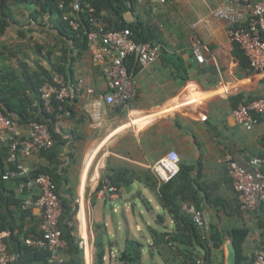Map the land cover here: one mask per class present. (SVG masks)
<instances>
[{"label": "crops", "instance_id": "0c3cea01", "mask_svg": "<svg viewBox=\"0 0 264 264\" xmlns=\"http://www.w3.org/2000/svg\"><path fill=\"white\" fill-rule=\"evenodd\" d=\"M220 2L136 0L134 9L126 12L124 18L128 21L138 18L150 27L152 39L162 48L155 61L137 69L135 95L125 106L112 107L104 102L95 105L94 98L107 90L101 65L92 59L87 49L80 54L72 52V77L82 78L85 86L94 89V94L83 93L66 101V108L56 113L54 122L55 130L64 139L58 153V169L63 178L60 192L73 208L76 207L72 219L61 222L64 264L120 263V253L128 241L137 239L126 236L118 245L109 237V219L99 200L121 199L125 194L124 184L113 197L98 195L96 188L100 182L107 181L112 169L129 168L153 174L150 165L170 149L179 153L180 162L194 166V173L208 190L209 201L203 203L209 221L223 233L232 227L248 229L241 245L243 260L240 264H251L256 251L263 247L264 208L258 206L247 211L236 208L237 199L223 160L228 151L248 169H252L253 157L264 161L261 126L245 129L231 115L237 104L261 94L263 79L249 67L243 52L240 56L234 52L230 24L212 14V9ZM8 29L9 26L0 34V65L17 66L15 62L9 63L5 52ZM49 30L54 34V30ZM192 31L203 42L204 61L201 63L190 51ZM60 46L71 47L68 41L61 43L50 60L37 56L35 61L50 69L61 54ZM25 161L34 167L49 163L39 153L25 157ZM128 183L132 185L129 196L141 193L148 203L147 208L150 211L161 208L165 224L169 228L173 226L171 216L159 204L151 188L139 180ZM85 211L89 216L87 220ZM31 214L33 217L23 220L16 217L15 222L20 227H14L12 234H8V248L14 253L21 254L24 237L37 231L36 210L31 209ZM84 228L87 248L79 244ZM222 239L221 247L212 253V264L219 261L226 264V245L231 239L226 234ZM97 241L102 242V249L96 245ZM147 246L152 256L147 264H158L155 253L163 264H177L176 259L171 260L170 256L165 260L156 251L152 238ZM101 250L103 254L98 262L97 254ZM143 251L142 247V263ZM28 264L44 263L37 259Z\"/></svg>", "mask_w": 264, "mask_h": 264}, {"label": "built area", "instance_id": "2783aa9c", "mask_svg": "<svg viewBox=\"0 0 264 264\" xmlns=\"http://www.w3.org/2000/svg\"><path fill=\"white\" fill-rule=\"evenodd\" d=\"M66 0H58L63 9ZM164 1V0H161ZM81 5L78 0H70L69 9L62 13V19L74 31L81 29ZM90 23L84 31L87 50L96 63H100L107 85L104 93L94 98L95 105L101 102L112 106H125L135 95L137 70L155 61L161 52V44L154 40L136 41L129 27L105 29L94 16V9H87ZM212 14L230 24V40L236 43L247 58L251 69L261 74L262 91L259 96L246 103H239L231 110L234 121L245 129L260 125L264 140V0H221L212 9ZM45 19L48 13L43 15ZM194 27V23L191 25ZM190 51L194 59L204 61L203 42L192 31L189 35ZM128 61L132 65L128 66ZM83 93L94 94L82 78H66L62 73L54 72L39 89V99L47 112H56L61 102L74 99ZM0 144L7 147L6 160L14 165L2 175L3 179L22 177L15 187L17 193L27 192L21 201L22 209H35L39 218L37 231L24 237V243L30 247L44 248L49 252V264H64L62 249L65 242L59 226L62 203L56 185L47 173L33 174L35 167L25 161L53 144L48 123L38 120L18 121L4 114L0 109ZM227 175L237 199L240 210H252L258 206L264 208V161L259 157L250 160L252 169L239 164L226 151L223 155ZM179 153L170 149L150 165L151 172L158 182H167L179 172ZM100 196H114L117 190L104 182L97 190ZM81 203V198L77 201ZM183 209L190 214L199 229L202 238L212 245L209 236V217L202 205L185 203ZM79 244L87 248L86 230ZM9 231L0 229V264H20V254L8 248ZM197 263L200 259L196 260ZM186 264H193L188 262ZM251 264H264V246L256 251Z\"/></svg>", "mask_w": 264, "mask_h": 264}, {"label": "trees", "instance_id": "16d2710c", "mask_svg": "<svg viewBox=\"0 0 264 264\" xmlns=\"http://www.w3.org/2000/svg\"><path fill=\"white\" fill-rule=\"evenodd\" d=\"M81 5V29L80 31L72 30L67 22L62 19V13L69 9L70 0L65 1V7H58V0H0V34H3L7 27L11 24H19L14 16L13 6H25L31 9L29 16L30 22L40 24L39 19L43 18L45 13L49 14L48 30H54V36L60 43L71 45L68 48L59 47L61 54L58 60L52 62L51 68L47 69L43 64L35 61V65L29 66L28 62L19 60L17 66L11 64L0 65V109L11 118L18 121H28L31 119L47 122L53 137V144L39 152L49 163L40 164L35 167L33 174L47 173L51 176L56 185V190L60 195L62 203V212L59 217V226L61 222L72 219L76 212L70 201L62 196L60 192L62 174L58 169L59 158L58 153L64 142L61 134L55 130L54 122L56 113L61 112L63 107L66 108V101L61 102V109L54 112H47L42 107L39 99V89L45 80L50 79L54 72L62 73L66 78L72 77V61L73 51L80 54L81 51L87 49L84 31L89 28L90 23L87 18V9H94L95 18L101 22L105 29H120L129 27L133 32L136 41L153 40L150 27H147L141 20L135 18L128 21L124 18V14L134 9L136 0H78ZM19 35H23L18 30ZM234 52L241 55L243 52L240 47L233 43ZM52 45L47 52H43L44 45H36V51L43 52V58L50 60L54 47ZM14 52H12L13 54ZM11 54V53H10ZM42 54V55H43ZM130 67L132 63L127 62ZM138 67L135 66V70ZM184 78L185 75L181 74ZM239 99V97H237ZM7 147L0 145V229L8 230L12 234L14 227L18 226L15 222L16 217L23 220L26 217H33L31 209H22L21 201L27 195V192L17 193L15 187L22 177L3 179L2 175L7 170L14 167L12 163L6 160ZM139 180L151 188L159 201V204L168 212L173 220V226L168 227L165 224L163 215L157 214L155 217L156 227H148L152 238V245L156 251L165 257V260L171 256V260L176 259L177 264H212V253L215 249H219L223 243L222 236L226 234L231 239L236 250L235 264H240L243 260L241 245L244 241L248 229L245 227H232L223 233L214 223L210 222L209 236L212 245L208 244L207 239L201 237L199 229L192 221L190 214L183 208L184 203H193L196 206L204 207V200L209 201V193L198 179V174L194 173V166L185 162H180L179 172L176 176L167 182H158V180L148 171L141 173L129 168L112 169L107 174L109 185L116 188L117 192L126 182ZM100 182L97 190L103 185ZM203 192V193H201ZM135 196L141 198L143 202L146 199L141 193L137 192ZM236 208L238 206L236 204ZM20 227V225H19ZM62 230V228H61ZM97 246L102 249V242L97 241ZM264 246V245H263ZM142 243L137 240H129L126 247L120 253V263L118 264H143L142 263ZM20 264H28L33 260L40 259L44 264H49V252L44 248L21 246ZM103 251L97 254V261L100 262ZM200 259L197 263L196 260ZM218 264H223L219 261Z\"/></svg>", "mask_w": 264, "mask_h": 264}, {"label": "rangeland", "instance_id": "374dc122", "mask_svg": "<svg viewBox=\"0 0 264 264\" xmlns=\"http://www.w3.org/2000/svg\"><path fill=\"white\" fill-rule=\"evenodd\" d=\"M31 9H27L25 6H13L14 16L19 21V24H11L9 26L7 36L5 38V51L9 63H18L19 60L28 62L29 66H32L33 62L37 59V56L43 57V52H47L52 45H57L54 50L61 44L56 39L53 33L48 30V18L44 17L40 20V24L30 22L29 13ZM20 28L23 35H19L16 29ZM36 45H44L43 52L36 51ZM12 52H14L12 54ZM11 53V54H10ZM43 54V55H42ZM40 60V59H39ZM45 62V61H44ZM47 62L46 64H48ZM52 64V63H51ZM100 155L97 157L99 160ZM144 194L148 197V193ZM99 203L103 205L107 218L109 219V237L114 241H117L118 245H121L126 236H130L132 239H137L143 244V263L152 260V256L148 253L147 242L150 241V232L148 227H158L155 222L157 214H162V209L158 208L156 211H150L146 202H143L137 196L127 193H123L121 199L116 200H99ZM85 218L87 220L88 212L85 211ZM138 226V228H137ZM105 234V233H104ZM155 259L158 260V264H163L160 261L159 256L155 253Z\"/></svg>", "mask_w": 264, "mask_h": 264}, {"label": "water", "instance_id": "95a60500", "mask_svg": "<svg viewBox=\"0 0 264 264\" xmlns=\"http://www.w3.org/2000/svg\"><path fill=\"white\" fill-rule=\"evenodd\" d=\"M132 188L131 183H124L123 185V190L125 191V193H129L130 190ZM227 247V257H226V264H235V260H236V250L234 245L229 242L226 245Z\"/></svg>", "mask_w": 264, "mask_h": 264}, {"label": "bare ground", "instance_id": "6f19581e", "mask_svg": "<svg viewBox=\"0 0 264 264\" xmlns=\"http://www.w3.org/2000/svg\"><path fill=\"white\" fill-rule=\"evenodd\" d=\"M81 205H82V204L80 203V207H81ZM80 207H79V209H80Z\"/></svg>", "mask_w": 264, "mask_h": 264}]
</instances>
